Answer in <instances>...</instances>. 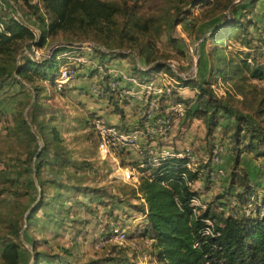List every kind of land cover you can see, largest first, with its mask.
<instances>
[{
    "label": "rangeland",
    "instance_id": "1",
    "mask_svg": "<svg viewBox=\"0 0 264 264\" xmlns=\"http://www.w3.org/2000/svg\"><path fill=\"white\" fill-rule=\"evenodd\" d=\"M11 1L20 13H25V7L20 0ZM128 1L130 4L137 5L136 15L141 21L147 23L148 29L145 32L135 30L128 36L117 37V40L124 44L122 51L137 53L139 60L145 63L141 47L151 46L157 61L166 64L174 63L177 72L174 74L172 70L164 68L154 76L165 73L167 79L162 82L165 83L164 86H168L170 90H177L183 97H192L195 93L194 89L175 84L173 80H176L175 75H186V73L195 74L194 78L201 81L209 79L206 49L210 41L206 40V37L222 21L225 13H222L220 9H214V7H191L190 5L177 4V0ZM248 1L235 0L237 9L246 5ZM0 2L4 3L11 14L8 0H0ZM31 2H39V0H31ZM180 8H182V12L190 9V15L182 22L175 24L176 12ZM177 17L181 19L183 14ZM252 17L259 24L260 31L254 32V35L261 37L262 50L264 51V0L258 2ZM79 40L86 39H79L60 31L48 36L43 51L47 50L49 46L62 47L67 45L68 41L77 42ZM24 45L25 43H22L20 47H17L16 61ZM225 47L227 55L235 59L240 58L246 51L253 53L234 39L229 41ZM189 48L193 50L190 51ZM126 57L129 64L132 65L134 62L132 56L126 55ZM132 70L137 78L145 79L135 69ZM210 81L214 80L210 79ZM217 81H214L213 84H216ZM220 81L218 93L225 103L232 107L233 115H244L253 122L256 128L264 130V121L255 115V109L264 99V82L258 80L237 81L240 89L244 91L242 94L231 82H225L223 79ZM82 83L84 82L80 79L68 82L62 90L64 94H61L59 89H55L48 82L34 78L33 85H38L43 89L38 98L30 86L31 83L21 80L15 75L0 80V239L12 233V228L9 227L11 222L19 226L18 235L23 247L24 264H31L33 261L30 235L39 240L37 250L51 255V258H56L55 262L57 259H61L65 262L70 261L71 264H93L96 261L98 263L95 264H155L150 255L148 240L136 239L128 235L126 240L120 243L109 234V229H104L106 223H109V228L112 225L120 227L131 223L133 229L142 220L134 209V206H138L141 200L131 182H123L119 179L115 170V162L102 160L99 157L94 135L87 137L88 132L91 131L90 128L81 126L83 120L89 118L91 111H95L99 106V102L91 101L84 96L80 97L79 94L84 92V89L80 88ZM35 99L42 107L37 112L36 119H53V122L59 127L63 143L69 150L70 158L73 161V166H69L64 173L54 174L44 168L42 174L43 177L54 178L65 185L61 186L59 190L62 193V199L65 200L64 207L68 213L60 212L63 220L58 222L57 227L45 223V212L41 209L36 213L37 221L26 228L27 213L40 199V189L32 172L33 167L25 163L24 160L29 151L40 150L43 142L38 136L36 140L32 141L22 133L15 135L17 120L15 121L13 117L17 115V110L22 106V102L29 103L23 109V116L30 125L31 131L36 133L29 122L31 106ZM114 102L116 103V101L101 102L102 105L109 106L111 109L109 112L113 113L105 114V117L112 122L118 119L119 123L126 122L135 125L142 108L139 101L132 99L128 102L116 103L117 107L122 109L123 116L114 110ZM263 106L264 100L260 107ZM233 115L222 117L219 126L209 135L200 119H194L191 123L185 124H178V120H176L166 134H163L156 125H148L144 139L148 142L154 139L155 143L166 149H192L198 157L199 163H202L201 156L207 153L214 144H221L224 148L221 164L224 176L214 182L198 179L195 188L205 206H210L213 209L219 203H227L226 212H229L232 207H236L237 202L234 197L243 191L244 182L257 188L258 203L264 206V160L255 157L252 153L243 152L239 155L238 163H234L236 143L232 126L235 121ZM243 135V131L238 135L240 143L247 141L248 135L245 137ZM130 158L129 161H137L135 153L127 157V159ZM127 159L124 158V161L128 162ZM117 161L121 165L120 158ZM84 163H89L90 166L86 167ZM1 171L6 173L2 174ZM55 191L54 187L46 186L44 195L50 197L55 194ZM110 214L116 217V220L111 219ZM101 237L105 239L102 244L98 242ZM43 240L46 242L43 243ZM136 244L140 246V249L134 247ZM65 248L68 249L69 255L63 253ZM124 255L127 257L126 260L123 258ZM109 257L121 259L119 261L104 260ZM43 264L48 263L44 262Z\"/></svg>",
    "mask_w": 264,
    "mask_h": 264
},
{
    "label": "trees",
    "instance_id": "2",
    "mask_svg": "<svg viewBox=\"0 0 264 264\" xmlns=\"http://www.w3.org/2000/svg\"><path fill=\"white\" fill-rule=\"evenodd\" d=\"M20 1L25 7L24 12L28 20L39 30L40 37L35 43L38 47L45 44L48 36L61 31L79 39L99 43L113 51L115 56H120L123 55L124 44L117 40V37L128 36L135 30L145 32L148 29L147 23L141 21L136 15L137 5L130 4L128 0ZM259 1L249 0L246 5L237 9L235 0H177V4L214 7L225 13L222 21L206 37V40L210 41L206 49L209 79L201 81L197 78L184 79L175 75L181 85L195 90L194 95L189 98L183 97L175 89L171 90L173 103L182 106L183 112L178 118V124L191 123L194 119H200L209 135L219 126L222 117H230L234 113L232 107L214 93L211 87L214 81L223 79L225 82H231L242 94L244 91L240 89L237 81L264 82L262 39L254 35V32H259L260 29L258 22L252 17ZM180 14H183L181 19L177 17ZM189 15L190 9L183 12L182 8L178 9L174 19L175 24L182 22ZM0 24L3 26L0 30V80L15 75L31 83L30 86L38 98L43 89L33 85L34 78L46 81L57 89L56 80L62 61L57 60L55 56L60 49L44 61H33L27 56L16 61L17 47H20L22 43L33 41L35 36L28 27L12 17L7 7L1 5ZM193 25L195 26V23ZM232 39L253 53L246 51L238 59L228 56L225 45ZM72 42L74 41H68V43ZM141 53L145 64H149L145 71H139L141 77L149 78L164 68L171 70L168 64L157 61L151 46H142ZM210 79L214 81L211 82ZM63 89L64 87L59 89L60 92ZM263 100L255 109V115L261 117V121H264V106L260 107ZM111 102H113L112 99ZM28 104L22 102L17 115L13 117L15 121L17 120L14 134L22 133L32 141L38 136L43 146L36 152L29 151L24 160L33 167L32 172L40 189V199L27 213L26 228L37 221L36 213L41 209L45 212V223L57 227L58 222L63 220L60 212L68 213L64 207L65 200L62 199V193L59 190L65 185L54 178L43 177L42 174L44 168L50 173H64L69 166H73V161L63 143L59 127L53 119H36L37 112L42 109L36 99L31 106L29 121L36 133L31 131L30 125L23 116V109ZM114 105V110L123 116L122 109L117 107L115 102ZM93 114L95 113L91 112V115ZM89 118L83 120L81 124L83 128H89ZM175 118L176 114L172 111L166 114L169 123H163L164 126L168 125L164 134L170 131ZM233 118L235 121L232 126L236 143L234 163H238L239 155L243 152L252 153L255 157L264 160V130L256 128L244 115L234 114ZM242 131L244 137L248 135L245 143L238 141V135ZM92 135L94 134L89 131L87 137ZM146 157L147 153L143 152L141 161L145 162V165L139 170L144 175L140 176L139 184L135 188L141 202L138 206H134L137 213L145 214V216L134 226L129 236L149 241L150 255L155 264H264V215L258 214L260 204L256 187L244 182L243 191L234 197L237 205L229 212L225 211L227 203H219L213 209L205 206L204 209L198 208L195 212L191 200L199 193L187 185L185 177L191 181L203 179L209 182V164L200 163L195 171H191L186 167L185 158L169 157L161 161L159 165L152 166L148 164ZM138 163L139 160L125 162L121 157V166L137 167ZM84 166L89 167L90 164L84 163ZM1 173L6 172L1 171ZM26 183L25 181L27 189ZM46 186L54 187L55 194L45 197ZM248 204L251 206L248 207ZM246 207L251 208L249 214L245 211ZM109 217L116 220V217L111 214ZM206 220L211 222L214 235L203 234L207 226ZM9 227L12 228V233L0 239V264H24L23 247L18 235L20 228L14 222H11ZM104 229H109V223L104 225ZM38 241L30 235L33 258L31 264L44 262L64 264V260L57 259L55 262L56 258H51V255L37 250ZM63 253L69 255L68 249H63ZM123 258L127 259L125 255ZM120 259L109 257L104 260L119 261ZM95 263L98 262L93 264ZM65 264L71 263L66 261Z\"/></svg>",
    "mask_w": 264,
    "mask_h": 264
},
{
    "label": "built area",
    "instance_id": "3",
    "mask_svg": "<svg viewBox=\"0 0 264 264\" xmlns=\"http://www.w3.org/2000/svg\"><path fill=\"white\" fill-rule=\"evenodd\" d=\"M8 2L12 17L28 27L35 36L33 41L25 43L18 55V61L23 56H27L33 61H44L51 58L55 51L60 49L55 56L57 60L62 61L59 66V76L56 80L57 89H61L65 84L74 79H80L89 84L90 96L98 101L111 102L112 99L118 104L119 102H128L135 99L141 104L142 108L135 125L126 122L119 124L112 123L97 113L91 115L89 118V128L94 134L99 157L102 160H112L115 162V170L120 180L131 182L132 186L137 188L140 176L144 175L139 170V168L145 165V162L141 161L143 152L147 153L146 160L149 165L157 166L161 161L169 157H178L187 160V169L191 171L196 170L200 163L192 149H166L155 143L154 139H151L149 142L144 140L146 135L145 130H148V125H156L163 134L165 133L168 125L164 126L163 123H169V119H166V114L170 111L176 114L174 122L182 116V106L173 103L170 88L164 86L165 83H162L163 80L167 79L165 73L140 80L132 69H135L139 73V71H145L149 67V64L142 63L137 53L122 51L123 54L132 56L134 62L130 65L126 59V55L121 57L115 56L113 51L89 40L67 43V45L62 47L49 46L47 50L43 51L48 38H46L45 44L42 47L36 46V40L40 37L38 28L28 20L25 13L22 14L16 9L11 0H8ZM0 5L5 7L2 2H0ZM2 29L3 26L0 24V30ZM189 50L192 51L193 49L189 48ZM167 64L177 74L175 64L171 62ZM178 76L187 79L194 78L195 74L190 75V73H186V75ZM173 81L175 84H180L177 79ZM220 85L221 81L218 79L216 84H212L211 86L214 93L219 97L218 88ZM132 153H135L137 160H139L137 167L121 166L117 160L119 158L121 160V157L127 159ZM223 153V146L216 143L207 153L201 156L202 163L209 164L210 166L208 173L209 182H214L219 177L224 176V171L221 167ZM127 160L129 161L131 158ZM185 179L187 185L191 189L196 190L195 186L199 180L191 181L187 180L186 177ZM191 204L195 212L198 211V208H205V204L202 203L199 196L194 197L191 200ZM250 206L248 204V207ZM248 207L245 209L247 214L251 212V208ZM258 214L259 216L264 215V206L260 205ZM139 215L142 219L145 216V214L140 213ZM206 223L207 226L204 228L203 234L214 235L211 222L206 220ZM131 231V223L120 227L112 225L109 228V234L120 243L126 240ZM104 241L105 239L101 237L98 242L102 244ZM134 247L140 249L138 244L134 245Z\"/></svg>",
    "mask_w": 264,
    "mask_h": 264
},
{
    "label": "crops",
    "instance_id": "4",
    "mask_svg": "<svg viewBox=\"0 0 264 264\" xmlns=\"http://www.w3.org/2000/svg\"><path fill=\"white\" fill-rule=\"evenodd\" d=\"M80 88H83L84 89V92H82V93H80L79 95H80V97H85V98H89V99H91V101H95V102H99V106H98V108H96V110L94 111H91V112H94V113H97V114H100V115H102L104 118H106L105 117V114L106 115H111V114H113V113H110L109 111L111 110L110 109V107L109 106H107V105H102V103L101 102H103V101H98V100H96V99H94L93 97H91L90 96V91H89V84L88 83H82V85H81V87ZM107 119V118H106ZM108 120V119H107ZM109 121V120H108ZM117 121H118V119H117ZM117 121H114V122H112V121H110V122H112V123H117V124H119V122H117ZM122 122V121H121Z\"/></svg>",
    "mask_w": 264,
    "mask_h": 264
}]
</instances>
